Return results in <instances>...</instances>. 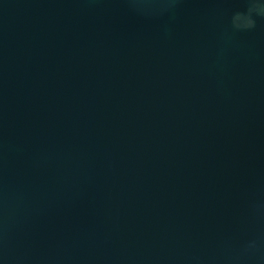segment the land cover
<instances>
[{"label":"water","instance_id":"water-1","mask_svg":"<svg viewBox=\"0 0 264 264\" xmlns=\"http://www.w3.org/2000/svg\"><path fill=\"white\" fill-rule=\"evenodd\" d=\"M260 3L0 0V264H264Z\"/></svg>","mask_w":264,"mask_h":264},{"label":"clouds","instance_id":"clouds-1","mask_svg":"<svg viewBox=\"0 0 264 264\" xmlns=\"http://www.w3.org/2000/svg\"><path fill=\"white\" fill-rule=\"evenodd\" d=\"M260 7L264 8V0H261ZM259 247V242L257 240H251L248 242L245 252L246 253H255Z\"/></svg>","mask_w":264,"mask_h":264}]
</instances>
